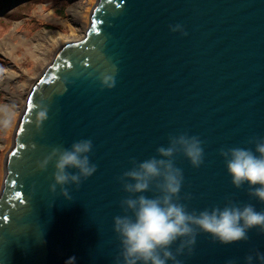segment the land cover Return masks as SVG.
Returning <instances> with one entry per match:
<instances>
[{"label": "water", "instance_id": "water-1", "mask_svg": "<svg viewBox=\"0 0 264 264\" xmlns=\"http://www.w3.org/2000/svg\"><path fill=\"white\" fill-rule=\"evenodd\" d=\"M88 23L32 85L15 127L0 189V264H114L113 217L130 195L122 174L182 132L202 140L204 163L173 157L184 174L176 199L189 211L230 201L264 210L231 184L219 153L264 136V0H96ZM113 66L115 86L102 87L101 72ZM41 101L48 119L38 125ZM82 138L93 142L97 170L66 186L68 199L60 186L50 190L54 162L45 171L36 162ZM156 194L154 186L144 193ZM248 235L221 245L201 233L180 259L244 264L249 252L264 253V233Z\"/></svg>", "mask_w": 264, "mask_h": 264}, {"label": "clouds", "instance_id": "clouds-1", "mask_svg": "<svg viewBox=\"0 0 264 264\" xmlns=\"http://www.w3.org/2000/svg\"><path fill=\"white\" fill-rule=\"evenodd\" d=\"M180 29V24L170 26L173 32ZM182 34L187 35L186 32ZM114 74V66L105 68L99 76L101 86L113 88ZM36 109L39 125L48 119V106L41 101ZM248 143L253 147L221 148L219 153L225 159L231 184L236 189L246 186L249 197L264 203V136L252 137ZM92 148V140L82 138L67 148L53 147L36 162L40 171H45L54 162L52 192L60 186L62 194L70 199L66 186L74 184L78 188L83 180L96 172L97 165L89 156ZM177 152L193 168L204 163L202 140L182 132L170 136L167 146L157 147L156 156L139 161L122 174L123 190L130 195L120 201L123 214L113 217V231L120 242L114 264H185L180 257L193 254L197 236L201 233L221 245L246 242L252 230L264 233V210H257L252 203L230 201L223 206L189 211L185 203L176 199L184 182L183 169L173 160ZM153 186L158 194L144 195ZM69 260L74 264L75 257ZM226 264L237 262L230 259ZM244 264H264V253L249 252L244 257Z\"/></svg>", "mask_w": 264, "mask_h": 264}, {"label": "rangeland", "instance_id": "rangeland-1", "mask_svg": "<svg viewBox=\"0 0 264 264\" xmlns=\"http://www.w3.org/2000/svg\"><path fill=\"white\" fill-rule=\"evenodd\" d=\"M95 2L96 0H3L0 3V112L4 113V119L0 120V189L5 157L13 147L14 130L32 85L49 66L61 46L83 38V29L88 27L90 10ZM74 5L80 6L77 17L70 12ZM46 32L55 36L60 33L66 38L40 39V35L45 37ZM73 35H77L78 39L77 36L72 38ZM38 41L45 52L48 50L47 59L40 65L35 55L37 57L42 50L34 49ZM6 71L16 77L9 79L5 88Z\"/></svg>", "mask_w": 264, "mask_h": 264}, {"label": "bare ground", "instance_id": "bare-ground-1", "mask_svg": "<svg viewBox=\"0 0 264 264\" xmlns=\"http://www.w3.org/2000/svg\"><path fill=\"white\" fill-rule=\"evenodd\" d=\"M79 8H80V6L79 5H74L71 9H70V12H71V15L72 16H76L77 17V14H78V12H79ZM82 27V26H81ZM83 30H85L86 31V28L85 29H83ZM82 33H84V32H82ZM59 35L58 36H55V34H52V33H49V32H46V34L44 33V35H45V37H43V36H41L40 35V39H48V38H50V39H52V40H55V39H64V38H66V37H64V36H62L60 33H58ZM76 36L77 35H73V37L72 38H76ZM76 39H78V36H77V38ZM39 43V41L35 44V46H34V49L36 50V49H38V50H42L41 52H40V54H38V56L36 57V55H35V58H36V60H38L39 61V65L40 64H43V62H45V60L47 59V53H48V50L45 52L42 48H41V44H38ZM39 45V46H38ZM50 65V64H49ZM46 69V68H45ZM4 80H7L6 81V83H5V88H6V86H7V84H8V81H9V79H13L14 77H16V76H14L13 74H10V72L9 71H6V72H4ZM16 98H17V95H16ZM15 98V99H16ZM14 99V100H15ZM13 99H11V101H14ZM4 119V113L3 112H0V120H3ZM5 159H6V157H5Z\"/></svg>", "mask_w": 264, "mask_h": 264}, {"label": "trees", "instance_id": "trees-1", "mask_svg": "<svg viewBox=\"0 0 264 264\" xmlns=\"http://www.w3.org/2000/svg\"><path fill=\"white\" fill-rule=\"evenodd\" d=\"M45 26L49 27V25H45Z\"/></svg>", "mask_w": 264, "mask_h": 264}]
</instances>
